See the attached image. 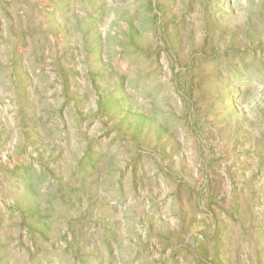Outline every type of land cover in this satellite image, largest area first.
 Listing matches in <instances>:
<instances>
[{"label":"rangeland","instance_id":"obj_1","mask_svg":"<svg viewBox=\"0 0 264 264\" xmlns=\"http://www.w3.org/2000/svg\"><path fill=\"white\" fill-rule=\"evenodd\" d=\"M0 264H264V0H0Z\"/></svg>","mask_w":264,"mask_h":264}]
</instances>
